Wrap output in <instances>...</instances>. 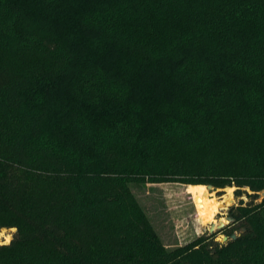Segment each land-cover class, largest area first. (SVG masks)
Here are the masks:
<instances>
[{"label":"trees","instance_id":"1","mask_svg":"<svg viewBox=\"0 0 264 264\" xmlns=\"http://www.w3.org/2000/svg\"><path fill=\"white\" fill-rule=\"evenodd\" d=\"M164 181L236 187L244 231L167 249ZM262 190L264 0H0V264H264Z\"/></svg>","mask_w":264,"mask_h":264},{"label":"rangeland","instance_id":"2","mask_svg":"<svg viewBox=\"0 0 264 264\" xmlns=\"http://www.w3.org/2000/svg\"><path fill=\"white\" fill-rule=\"evenodd\" d=\"M3 50L6 53L11 52ZM197 186L207 188L210 199L217 203V210L211 220L202 221L198 216L194 197ZM132 190L167 249H205L202 255L208 259L210 251L217 247V242L222 246L229 244L230 240H225L228 238L225 229L226 227L227 230L235 229L237 226L231 224L230 208L239 205L240 202L235 195L236 187L218 189L207 184L164 181L134 184ZM243 199L250 201L247 196ZM263 199L264 190L260 192L257 202ZM247 212L249 211H245ZM15 231L16 229L0 230V246L9 244ZM243 231L244 228L235 229L233 235L238 238ZM214 234L216 235L213 237Z\"/></svg>","mask_w":264,"mask_h":264},{"label":"bare ground","instance_id":"3","mask_svg":"<svg viewBox=\"0 0 264 264\" xmlns=\"http://www.w3.org/2000/svg\"><path fill=\"white\" fill-rule=\"evenodd\" d=\"M195 201L198 210V216L202 221L211 220L212 215L217 210V203L215 200H211L207 188L203 186L195 187ZM194 194V193H193Z\"/></svg>","mask_w":264,"mask_h":264},{"label":"water","instance_id":"4","mask_svg":"<svg viewBox=\"0 0 264 264\" xmlns=\"http://www.w3.org/2000/svg\"><path fill=\"white\" fill-rule=\"evenodd\" d=\"M236 238H237L236 235H233V236H232V239H236ZM226 239H228V238L226 237L225 240H226Z\"/></svg>","mask_w":264,"mask_h":264}]
</instances>
